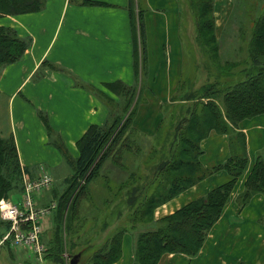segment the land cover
I'll list each match as a JSON object with an SVG mask.
<instances>
[{
  "label": "crops",
  "instance_id": "obj_1",
  "mask_svg": "<svg viewBox=\"0 0 264 264\" xmlns=\"http://www.w3.org/2000/svg\"><path fill=\"white\" fill-rule=\"evenodd\" d=\"M94 1L103 4L47 0L40 12L0 18V25L14 27L22 37H32V45L23 57L0 72V136L13 135L21 165L31 168L33 175L49 172L55 186L71 172L55 141L60 137L77 156V142L88 128L106 122V102L91 86L119 100L107 84L123 82L138 87L139 82L133 98L140 103L134 124L148 135H153L161 123L162 104L182 102L178 100L185 61L178 34L180 0H135L133 8L132 0ZM229 1L215 0L218 39L223 28L220 24L228 18ZM185 9L191 22L195 14L191 6ZM191 41L194 46L189 53L192 50V55L198 56L197 41ZM48 60L66 72L45 67L44 77L34 78ZM74 75L85 86L77 85ZM39 111L47 114L52 134ZM237 130L246 136L250 162L222 216L197 256L166 253L158 264H264V195L255 194L244 207L238 202L256 160H264V113L242 120ZM202 148L201 161L206 168L220 165L231 154L229 135L212 130L202 141ZM230 179L225 170L214 172L158 207L156 219L174 213ZM37 200L42 203L43 197ZM133 251L134 238L128 236L123 255L114 264H133Z\"/></svg>",
  "mask_w": 264,
  "mask_h": 264
},
{
  "label": "trees",
  "instance_id": "obj_2",
  "mask_svg": "<svg viewBox=\"0 0 264 264\" xmlns=\"http://www.w3.org/2000/svg\"><path fill=\"white\" fill-rule=\"evenodd\" d=\"M46 1L0 0V16L39 12L44 9ZM83 3L103 4L94 0H83ZM134 3L135 0H132L130 8H133ZM190 4L197 19L196 39L206 48L211 47L208 48L209 51L217 53L219 40L215 0H191ZM140 16L143 31L144 21ZM249 43L248 56L253 67L248 70L244 79L225 89L212 84L199 89L205 92L201 96L203 98L220 97L224 109L214 100L189 102L194 99L196 90L190 92L185 102H182L183 105H180L179 110L182 111H178V120L174 122V118H171L175 130L166 134L169 141L164 142L160 149L152 146L149 151L152 157H149L146 166V180L142 176H135L134 171L126 179L124 173L119 174L114 188L108 182V193L100 198H94L90 194V185L100 173L105 160L112 157L117 163L121 162V147L130 149L136 146L140 149L139 152H142V148L129 134L131 132L135 136L137 132L133 125L135 110L129 112L134 104L136 87L123 82L107 84L109 90L125 98L119 101L98 88L90 87L110 109L104 124L90 126L78 140L77 156L71 153L60 137L55 141L64 164L71 172L53 190L52 199L57 205L54 208L51 236L44 240V227L45 231L40 237L46 244L47 260L71 264V258L80 253L76 264H114L121 259L128 236L134 238L133 264H158L166 253H183L192 257L200 253L210 230L222 216L236 182L249 167L246 136L237 130L238 125L246 118L264 113V62L261 60H264V16L255 21ZM31 44L32 37H22L15 29L0 25V72L9 64L20 60ZM43 64H47V61ZM74 77L77 85L85 86L78 77ZM39 114L52 134L54 129L47 114L43 111H39ZM212 130L229 135L231 154L224 163L206 168L201 161L204 153L202 141ZM116 154L120 155L115 157ZM120 165L122 169H126L124 164ZM218 170L228 172L231 179L174 213L155 218L157 207ZM24 171L32 174L31 168L21 165L14 136H0V200L11 198L15 191L22 193ZM257 193L264 195V160L261 157L256 160L245 189L238 198L240 206L247 205ZM86 202L90 203V207L85 208ZM92 214L97 239H101L102 233L110 229V235L100 243L95 238L82 236L76 231L82 228V224ZM101 217L103 224L99 225ZM112 219L120 223L115 228L110 226ZM0 223L5 233L10 222L0 217Z\"/></svg>",
  "mask_w": 264,
  "mask_h": 264
},
{
  "label": "rangeland",
  "instance_id": "obj_3",
  "mask_svg": "<svg viewBox=\"0 0 264 264\" xmlns=\"http://www.w3.org/2000/svg\"><path fill=\"white\" fill-rule=\"evenodd\" d=\"M229 2L231 4L230 10L229 13L225 16L228 18L226 21L225 20L222 21L221 23L222 25L220 24V26H223V28L219 30L218 33L220 36V39H218L219 49L217 53L214 54L211 51H209L211 47H208L209 49L206 48L205 46H203V44H201V42H199L196 39L198 36L196 16L194 15L192 17V21L189 22L190 17L186 14V9H185V6H187V8L191 6L190 4L191 0H180L181 17H180V22L178 24V30H179L178 34L180 35L183 41L182 48L184 51L185 61L183 65V71L180 77V87H179L180 90H178V100L181 99L180 101L182 102L183 101L185 102V100L187 99V95L190 92L196 90L194 99L189 102H196L198 100L208 102L209 100H214L217 102L216 104L221 109H224V105L223 103H221L220 97L215 96L210 98H203L201 96H204L205 92L199 91V89L205 85L209 86L210 84L216 85L220 89H225L228 86L237 84L240 80L244 79L248 70L251 67H253L252 60L248 56L249 47H250L249 42L253 34L255 21L257 19H261V17L264 16V0H231ZM192 10L194 12V9ZM29 13H36V12H29ZM29 13H22V14L24 15ZM19 15L21 14H6V15H1L0 18L5 16H19ZM11 28L15 29L14 27ZM191 40H194V42L195 40H197L198 42L195 46L199 53L198 56L197 54L192 55V50L189 53V48H192L194 46ZM261 60L264 62L263 59ZM228 62H230L229 65ZM231 62H235V63L231 64ZM52 66H56V67L54 68ZM57 66L58 65L48 60L47 64H45L38 71V73L34 78L44 77L45 67H49L53 71L66 72L64 68ZM181 82L183 83L181 84ZM196 83H199L200 85H196ZM136 84L138 86L136 87L137 90L139 89V82H137ZM116 95L119 96V100L125 99L124 97H121L119 94ZM135 96H136V92H135ZM119 100H115V101H119ZM182 102L180 103L171 102V103L162 104L161 111L163 112V118L161 119V123L157 127L153 135L144 134L143 132H140V130L135 126L134 120L138 113L140 103L137 102L136 100L133 102L134 104L131 105L129 112L131 110H135L133 125L137 129L138 133L136 132L135 136L131 132H129V134L132 135L134 141H136L139 144V147L142 148V152H139L140 149L137 148L136 146H132V148L130 149L121 147L120 148L121 153L123 150L121 156L122 157L121 162L117 163L115 159L114 160L112 159V157L106 159L100 173L97 175V177L93 180L92 184L90 185V194H92V196L94 195V198L103 197L108 193L106 187L108 182L114 188L115 180L119 177V174L124 173L123 174L125 176L124 179H126L130 177L132 173L136 172L134 173L135 176L137 177L142 176V179L146 180L145 175H147L148 173V168H146V166L147 163H149L148 160L149 157H152L151 155H149V151L152 149V146L153 148L155 147V149H160L161 147H163L161 145H163L164 142L169 141L168 136L166 134L169 132H173L175 130L174 122L178 120V111L179 112L182 111L179 110L180 105H183ZM107 108L108 110L110 109L109 106ZM171 118H174V122L171 121ZM146 137L148 139H145ZM120 154H116L115 157L119 156ZM121 163L125 165L126 169H122L120 165ZM136 170H138V172L139 170L141 171L140 173H138ZM54 183L41 196L43 197V201L41 203L42 206L51 205L53 207L49 216L44 219V227L46 229V233H44L45 234L44 240L45 239L48 240L49 237L51 236L50 234L52 231L53 217L55 214L54 208L57 205V202L54 201V199H52V197L54 198V196H52L53 190L55 188ZM20 198H21V193L18 194V192L15 191L14 193H12L11 198H2V199H5L9 204H11L13 202L18 203ZM54 203L55 206H53ZM84 205L85 208H87V206H89L90 203L86 202ZM0 211H1V205H0ZM94 214L89 215L85 220L84 224H82V228L76 231H78V234L82 236H86L88 238H95V240L98 243H100L108 235H110L109 234L110 229L102 233L101 239H97L96 237L97 228H95L94 226L95 220L93 218ZM102 220L103 217H101V219L98 220L99 225L103 224ZM118 224L120 223H117L112 219L110 226L111 228H115ZM1 225L2 223H0V264H59L56 261H52L50 259L47 260L46 253L44 259L42 261H39L36 259V257L33 254H31V252L27 250L14 249L7 242H3L2 237L4 233Z\"/></svg>",
  "mask_w": 264,
  "mask_h": 264
},
{
  "label": "built area",
  "instance_id": "obj_4",
  "mask_svg": "<svg viewBox=\"0 0 264 264\" xmlns=\"http://www.w3.org/2000/svg\"><path fill=\"white\" fill-rule=\"evenodd\" d=\"M23 182L18 203L9 204L5 199L0 201V217L10 222L2 239L14 249L29 250L37 260L42 261L46 247L40 237L44 231V219L49 216L53 207L38 204L36 198L51 187L53 178L47 171H42L39 175L24 171Z\"/></svg>",
  "mask_w": 264,
  "mask_h": 264
},
{
  "label": "water",
  "instance_id": "obj_5",
  "mask_svg": "<svg viewBox=\"0 0 264 264\" xmlns=\"http://www.w3.org/2000/svg\"><path fill=\"white\" fill-rule=\"evenodd\" d=\"M80 253L73 256L72 259H71V264H76V262L78 261L79 257H80Z\"/></svg>",
  "mask_w": 264,
  "mask_h": 264
},
{
  "label": "bare ground",
  "instance_id": "obj_6",
  "mask_svg": "<svg viewBox=\"0 0 264 264\" xmlns=\"http://www.w3.org/2000/svg\"><path fill=\"white\" fill-rule=\"evenodd\" d=\"M168 210V209H167Z\"/></svg>",
  "mask_w": 264,
  "mask_h": 264
}]
</instances>
